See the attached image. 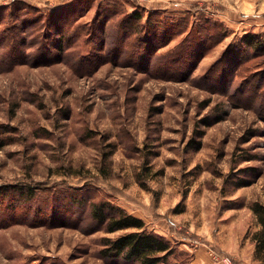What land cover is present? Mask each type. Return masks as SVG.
<instances>
[{
  "label": "rangeland",
  "instance_id": "374dc122",
  "mask_svg": "<svg viewBox=\"0 0 264 264\" xmlns=\"http://www.w3.org/2000/svg\"><path fill=\"white\" fill-rule=\"evenodd\" d=\"M71 1L0 0V58L16 41L27 61L0 68V197H32L0 205V264H108L104 239L133 229L90 230L100 201L169 239L172 263L264 264V54L241 42L264 35V0ZM45 17L64 51L36 62ZM178 44L190 62L162 68Z\"/></svg>",
  "mask_w": 264,
  "mask_h": 264
},
{
  "label": "trees",
  "instance_id": "16d2710c",
  "mask_svg": "<svg viewBox=\"0 0 264 264\" xmlns=\"http://www.w3.org/2000/svg\"><path fill=\"white\" fill-rule=\"evenodd\" d=\"M87 2L89 1L72 0L71 4H73V6L70 10V13L72 12L71 16H81L88 8L89 4ZM66 5L68 4L60 6L56 11V13L58 11H64L63 14L65 16V20L62 21V24L66 23V21L70 18H68L66 9L63 8ZM83 7L84 9H82ZM108 11L110 12L109 17L115 14V11L113 12L111 9H107V15ZM141 18L142 15L138 11L133 10L128 13L126 20H133L135 22L139 21ZM45 25L46 27L43 30L45 39L42 40L41 43V47L44 49L42 53H35L33 59L37 60L36 62L51 60L49 58H51L50 56L52 51H54L58 56L64 51L65 43L62 42L64 29L59 30L58 36L55 35L54 37L50 35V32L54 33V31L57 29L55 28V23H50V17H45ZM59 28L60 25L58 29ZM18 29L19 28H15V30ZM12 30L14 31V29ZM8 35H10V33ZM12 35L15 36L14 33ZM241 39V42L250 48L252 54H264V35L246 33L241 37ZM1 40H4V38L2 37ZM4 42H6V47H10L11 54L6 53L4 56L5 58H0V68L10 69L14 64L27 62L22 59L23 55L19 50L20 44L18 42L13 41L11 44H9L8 41ZM187 51V46L178 44L173 49L162 54L160 56L162 68L167 67V69H170L173 72L183 70L184 67H182V65L185 64L187 66L191 58V52L189 53ZM220 118L221 117H217L214 121H217ZM201 121L203 124L208 123L207 118L205 117L202 118ZM2 192V189H0V195ZM22 196H25L27 199L29 197L32 198L27 194V191L24 188H20L17 190V194L15 192L14 198L16 199V203H9L6 200V196H1L0 205L4 204L7 206L14 203L15 205H13V207H16V204H21L20 198ZM250 209L255 216L257 224V229L251 234L254 249L253 256L257 260L264 262V202H252ZM88 214L91 218L90 230H104L106 232H113L127 228L133 229L114 238L107 237L104 239L102 248L99 250L98 254L108 264H182L172 263L170 261V256L174 253V247L169 239L154 232L153 230L146 229L145 223L141 218L127 213L121 207L115 206L107 201H100L98 203H92Z\"/></svg>",
  "mask_w": 264,
  "mask_h": 264
},
{
  "label": "built area",
  "instance_id": "2783aa9c",
  "mask_svg": "<svg viewBox=\"0 0 264 264\" xmlns=\"http://www.w3.org/2000/svg\"><path fill=\"white\" fill-rule=\"evenodd\" d=\"M208 253L209 255L211 256L212 259H215V260H220L223 264H232V261L231 259L225 255V256H222L220 255V253L218 252H215L213 249H208Z\"/></svg>",
  "mask_w": 264,
  "mask_h": 264
}]
</instances>
